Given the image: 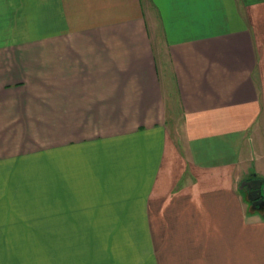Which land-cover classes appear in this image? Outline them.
<instances>
[{
	"label": "crops",
	"instance_id": "crops-1",
	"mask_svg": "<svg viewBox=\"0 0 264 264\" xmlns=\"http://www.w3.org/2000/svg\"><path fill=\"white\" fill-rule=\"evenodd\" d=\"M252 178L264 0H0V264H264Z\"/></svg>",
	"mask_w": 264,
	"mask_h": 264
},
{
	"label": "water",
	"instance_id": "water-1",
	"mask_svg": "<svg viewBox=\"0 0 264 264\" xmlns=\"http://www.w3.org/2000/svg\"><path fill=\"white\" fill-rule=\"evenodd\" d=\"M241 186L248 190V198L254 208H260L264 204V197L262 194V179L252 178L250 180H245L242 182Z\"/></svg>",
	"mask_w": 264,
	"mask_h": 264
},
{
	"label": "rangeland",
	"instance_id": "rangeland-1",
	"mask_svg": "<svg viewBox=\"0 0 264 264\" xmlns=\"http://www.w3.org/2000/svg\"><path fill=\"white\" fill-rule=\"evenodd\" d=\"M8 250H9V254L8 255L10 256V258H13L16 261L18 259L17 254L14 253V251L16 250V248H8ZM42 254H45V252H42ZM10 264H17V261L15 263H10Z\"/></svg>",
	"mask_w": 264,
	"mask_h": 264
},
{
	"label": "trees",
	"instance_id": "trees-1",
	"mask_svg": "<svg viewBox=\"0 0 264 264\" xmlns=\"http://www.w3.org/2000/svg\"><path fill=\"white\" fill-rule=\"evenodd\" d=\"M251 203V202H250Z\"/></svg>",
	"mask_w": 264,
	"mask_h": 264
}]
</instances>
